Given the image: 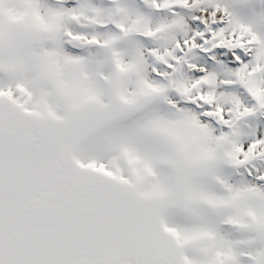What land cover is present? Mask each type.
<instances>
[{"label":"snow or ice","instance_id":"obj_1","mask_svg":"<svg viewBox=\"0 0 264 264\" xmlns=\"http://www.w3.org/2000/svg\"><path fill=\"white\" fill-rule=\"evenodd\" d=\"M0 264H264V0H0Z\"/></svg>","mask_w":264,"mask_h":264}]
</instances>
